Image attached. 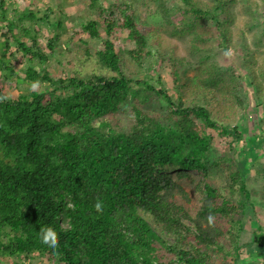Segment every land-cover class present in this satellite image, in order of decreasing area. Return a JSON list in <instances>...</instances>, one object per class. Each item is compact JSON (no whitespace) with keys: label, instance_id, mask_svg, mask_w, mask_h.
Returning a JSON list of instances; mask_svg holds the SVG:
<instances>
[{"label":"trees","instance_id":"16d2710c","mask_svg":"<svg viewBox=\"0 0 264 264\" xmlns=\"http://www.w3.org/2000/svg\"><path fill=\"white\" fill-rule=\"evenodd\" d=\"M173 1L144 3L156 4L163 29L189 45L191 58H155L149 43L162 36L138 21L137 0H90L93 15L72 35L48 0H0V96L8 97L0 102V264H254L245 257L264 256L259 220L243 241L249 218L264 209V188L258 202L248 186L264 156V116L259 134L236 125L264 108V0ZM237 4L248 18L237 43L243 53L226 67L215 49L236 50ZM39 24L52 28L49 37ZM124 34L134 49L116 45ZM155 59L171 64L174 95L160 80L156 90L135 78L132 66ZM182 68L195 75L178 86ZM22 85L27 92L13 98ZM155 101L165 114L141 107ZM129 106L128 130L113 125L108 118ZM220 139L230 142L217 155ZM187 183L200 195L195 215L183 204L191 202ZM48 226L58 249L41 242Z\"/></svg>","mask_w":264,"mask_h":264},{"label":"rangeland","instance_id":"374dc122","mask_svg":"<svg viewBox=\"0 0 264 264\" xmlns=\"http://www.w3.org/2000/svg\"><path fill=\"white\" fill-rule=\"evenodd\" d=\"M99 4H103L104 6H108L110 2H114V0H97ZM118 1V0H115ZM173 1V0H172ZM48 3L51 4L54 8L55 11L60 9L64 15H67V27L66 29L68 30V35H72V32H74L75 29L81 27L83 23L88 20L89 15H93L94 11H90L89 3L90 0H48ZM160 3V2H158ZM168 3H174L173 2H168ZM171 4V6H172ZM176 5V2L174 3ZM137 13H138V21L142 24L145 25L146 28L149 29H154L159 33L161 39H158L155 41V39H151L149 45L152 47L155 58L160 59L162 56L163 58H169L174 56L176 59H182V58H191L190 55V50H189V45L182 40H179L178 38H175L171 35L170 28L168 29H163L164 26V19L162 17V13L160 10L157 8L156 4L155 5H149L144 3V0H137ZM133 12L129 11V14H132ZM234 13H235V24L232 26L233 30V38L234 42H236V50H232V57L233 56H238L243 53V50L237 45L240 34L242 31H244V25L246 20L248 19L247 16L242 12L240 4H237L234 8ZM59 14V13H58ZM39 27L41 28L42 35L44 38L49 37L51 34L52 28H50L48 25L45 24H39ZM159 29V30H158ZM257 33V31H256ZM247 40L249 44L252 46L254 37H252L249 33L247 34ZM116 45L122 47L125 50H132L134 49V44L132 42H129L126 40V34L122 36V39L116 40ZM216 55L218 60L226 67H230L233 65L236 61L235 59H232V57H225L223 53L225 52L223 48L216 47ZM238 53V54H236ZM261 57V56H260ZM155 59L151 60V62L145 63L142 68L136 69L135 67L132 66V72L136 76V79H148L150 80V83L155 87L156 90H159L161 88V85L159 84V80L161 83L164 84L165 88L168 90L170 95L175 94V83L173 82V78L171 76V64L167 61L158 62L159 60ZM92 68H94V65L91 64ZM53 73L52 77L55 79H59L63 74H61L59 64L54 63L52 66ZM90 73V71H88ZM237 74L239 76L244 75V71H238ZM194 72L192 70H189L187 68H182L180 72V79L178 81V86L185 85L190 81V79L194 76ZM163 88V87H162ZM27 92V87L26 85L20 86L18 89L12 92V97L15 98L18 96L20 93ZM250 92V90H249ZM264 92V91H263ZM250 96V95H249ZM250 99V106L254 107L257 102L252 99ZM137 104H141L139 101H136ZM212 105V110L217 113L220 110L218 109V105L215 102H210ZM145 110H149L152 113H158V114H165V111L162 108V105L158 102L155 101L151 107L149 106H141ZM126 112L120 113L118 116L115 117H110L108 118L113 125H119L120 129L121 127L124 130H128V127L130 124L133 122V119L135 118V113L132 109V107H127ZM264 116V108H261L259 105L255 107L253 112H249L245 118L241 120V117L237 120L236 125L243 127V131L245 132V136H250L252 134H259L258 129L256 128L257 125V117ZM230 142L227 139H220L219 141L215 142V146L218 148V154L221 155L228 151V144ZM242 143L240 144H235V146L239 147L241 146ZM264 168V156L261 158V162H257L252 166L251 172L249 173V182L248 186L251 190L255 191V200L256 201H261V196L264 188V178L260 176H256V172L258 170H261ZM170 175L173 177H176L174 172H170ZM191 175L194 177H197L196 172H191ZM200 179V178H198ZM185 187L187 191L190 194L191 197V202L190 203H185V207L190 211L192 215H195L196 211L200 207V195L195 191V186L193 184H185ZM257 215L258 217H250L249 221L246 226V235H244L243 241H250L251 235H252V226H251V221H255L256 219L259 220V223L264 225V209L261 208V206L257 207ZM259 218V219H258ZM244 253V257H245ZM243 257V258H244ZM247 258L248 261H254V258L251 256V258ZM1 262V259H0ZM2 263V262H1ZM9 264H15V263H9ZM30 264H49L48 261H45L44 263L40 262H32ZM53 264V263H52Z\"/></svg>","mask_w":264,"mask_h":264},{"label":"clouds","instance_id":"9594fccd","mask_svg":"<svg viewBox=\"0 0 264 264\" xmlns=\"http://www.w3.org/2000/svg\"><path fill=\"white\" fill-rule=\"evenodd\" d=\"M225 57H231L232 56V49H228L223 53ZM40 87V82L36 81L31 85V89L35 91ZM8 97L0 96V102H4ZM95 210L98 213H102L104 210V204L102 201L97 200L95 204ZM209 226H214L215 217L213 214L208 215L206 218ZM39 235L41 242L48 246L51 249H58L60 244V238L58 232L51 226L43 227L39 230ZM254 264H264V256H260L259 253H257L254 257Z\"/></svg>","mask_w":264,"mask_h":264}]
</instances>
